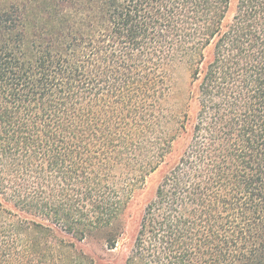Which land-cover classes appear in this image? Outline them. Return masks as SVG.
<instances>
[{"label":"trees","instance_id":"obj_1","mask_svg":"<svg viewBox=\"0 0 264 264\" xmlns=\"http://www.w3.org/2000/svg\"><path fill=\"white\" fill-rule=\"evenodd\" d=\"M156 172L123 264H264V0H0V264H95Z\"/></svg>","mask_w":264,"mask_h":264},{"label":"rangeland","instance_id":"obj_2","mask_svg":"<svg viewBox=\"0 0 264 264\" xmlns=\"http://www.w3.org/2000/svg\"><path fill=\"white\" fill-rule=\"evenodd\" d=\"M186 86L187 74L185 72H181L179 76L177 92L173 100H182ZM158 176V172L149 176L144 188L136 192L126 211V222L129 225V233H127L124 238L118 242L115 249H107L104 242V237L101 233L90 235L84 241L80 242V247L88 255L95 259V264H123V259L125 257L129 243L131 242V230L134 225L133 220L139 216L146 200L152 195Z\"/></svg>","mask_w":264,"mask_h":264}]
</instances>
